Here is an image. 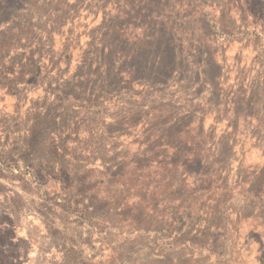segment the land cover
<instances>
[{
  "label": "rangeland",
  "instance_id": "obj_1",
  "mask_svg": "<svg viewBox=\"0 0 264 264\" xmlns=\"http://www.w3.org/2000/svg\"><path fill=\"white\" fill-rule=\"evenodd\" d=\"M0 264H264V0H0Z\"/></svg>",
  "mask_w": 264,
  "mask_h": 264
}]
</instances>
